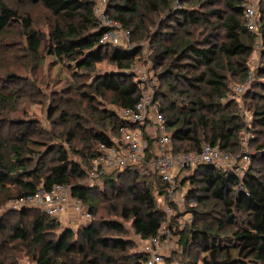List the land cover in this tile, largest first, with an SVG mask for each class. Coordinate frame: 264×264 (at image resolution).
Segmentation results:
<instances>
[{"label": "trees", "instance_id": "trees-1", "mask_svg": "<svg viewBox=\"0 0 264 264\" xmlns=\"http://www.w3.org/2000/svg\"><path fill=\"white\" fill-rule=\"evenodd\" d=\"M10 1L13 0H0V43L7 29L16 23L24 27L29 46L37 53L44 37L32 29L30 15L21 13ZM31 1L40 3L55 17L49 36L53 44L51 55L60 61H73L78 69L89 71L109 58L116 70L97 77L95 98L105 101L108 107H93L95 112L90 120H93L94 127L85 129L77 121L68 132L66 141L81 157V162L71 160L65 150H59L57 164L41 173L39 168L32 166L33 159L22 157L23 144L30 140L40 144L30 139L32 134H39L35 122L9 120V126L17 127L15 142L11 145L15 161L10 163L6 159L5 139L0 135V202L32 194L40 186L50 189L54 184H71L73 197L80 199L83 208L94 218L98 212V198L104 196L110 211L126 220L132 219L135 234L141 239L159 234L168 218L154 196L156 190L162 192L164 187L153 171L151 175L143 176L136 167L128 168L95 186L77 181L85 176L88 161L97 155L100 144L111 145L113 137L110 133L118 135L117 129L123 122L113 108L132 107L141 96L142 83L132 69L142 47L137 45L127 50L99 45V23L91 0ZM190 1L180 0V8L174 11L175 0H109L108 13L131 31L132 38L150 36L155 53L152 65L160 81L157 100L166 118L173 151H200L207 143L226 153H239L242 149L240 134L245 124L239 104L229 98L231 90L224 72L231 70L244 78L248 76V58L254 50L256 36L246 27L245 0H226L229 11L225 15L219 9L206 13L218 17L224 31L220 39L216 33H209L201 41L203 46L196 39L189 38L190 32L186 29V26L203 20L197 17L193 7L184 6ZM218 1L195 0V3L212 5ZM263 4L264 0H260L258 23L264 41ZM163 12L179 27L185 28L181 34L172 31L165 36H160V32L150 33L149 25ZM261 57L263 64L254 74L252 84L264 90V48ZM9 76L11 80L16 77ZM24 97L27 95H19L20 100ZM0 98L4 101L10 99L3 95ZM57 109L59 107L51 109L49 119ZM69 109L74 110L66 103L61 116L66 117ZM74 114L78 116V112ZM253 115L258 125L264 128V103L256 101ZM6 118L3 117L4 123ZM76 141L85 143L82 149L76 148ZM54 150L49 147L48 154ZM256 150L257 154H251V159L257 161L260 158L264 162V143L257 145ZM189 179L186 204L192 221L179 230L176 218L173 219L172 227H176L175 231L180 235V248L173 255L181 253L182 264H264V175L260 169L254 165L241 177L235 170L202 164L192 169ZM15 210L19 217L9 228L5 219L0 218V264H18L23 254L32 256L35 264H144L146 256L141 249L130 257L132 262L123 263L107 252L97 253L99 247L127 251L135 247V243L121 237L102 236L94 222L82 228V238L91 250L89 254L84 245L72 240V230L60 231V222L40 209L25 207ZM108 225L117 232L124 230L122 224L113 220ZM77 253L83 256L79 262L74 257Z\"/></svg>", "mask_w": 264, "mask_h": 264}, {"label": "rangeland", "instance_id": "rangeland-1", "mask_svg": "<svg viewBox=\"0 0 264 264\" xmlns=\"http://www.w3.org/2000/svg\"><path fill=\"white\" fill-rule=\"evenodd\" d=\"M10 4L17 6L21 13L30 15L33 21L32 29L40 33L44 37V40L39 51L34 53L29 46V37L24 27L14 23L7 29L0 43V97L3 95L5 98H10L9 101H4L0 98V135L5 139L6 159L10 163L15 161L11 145L15 142L14 133L17 127L15 125L9 126V120L25 119L33 120L35 128L39 132V134H32L30 139L39 141L40 144L30 140L22 145V157L33 159L31 164L34 168H39L41 173H44L48 167L56 165L60 156L59 150H65L71 160L81 162V157L66 141L68 132L73 129L77 121L85 129L93 128L95 124H93V120H90L95 112L93 107L95 109L108 107L105 101L95 98L97 96L94 92V86L98 76L116 70L115 64L109 58H105L102 62L96 64L95 70L89 71L78 69L73 61H68L67 59L60 61L59 58L51 55L53 44L49 36L55 21V17L51 15V12L40 3H35L31 0H23L22 2L13 0L10 1ZM184 6L193 7L197 17L203 19L199 24L186 26V29L190 32L189 38L196 39L200 46H203L201 41L204 37L211 32L216 33L219 36L218 39H220L224 28L219 18L214 14L206 13H211L213 9H219L225 15L229 11L226 0H219L216 4L212 5H197L195 0H191ZM175 8H173L174 11ZM263 8L264 4L261 9ZM184 29V27H179L172 17L168 18L165 12L155 16L153 24L149 25L150 33L160 32V36L163 34L165 36L171 31L181 34L180 32H183ZM132 41L136 46L140 45L142 47V52L134 62L133 69L136 71L142 66L156 73L152 65V57L155 53L150 43V36L144 39H135L133 37ZM263 48V38H256L254 50L248 58L249 70L247 75L250 73L256 74L258 68L263 64L261 57ZM133 69L132 71L134 72ZM157 71L159 72V70ZM224 73L228 77L231 90L229 98L234 99L239 104V111L245 124L240 134L242 139V149L240 152H243V142H245L246 151L250 152L253 156L257 154V145L264 143V128L258 125L253 115V105L256 101L261 104L264 103V90L252 84L253 81L243 94L235 98L234 86L245 84L248 76L244 78V76L235 74L231 70H226ZM11 74L16 76L13 80H11L10 76L8 77ZM23 94L27 95V97L20 100L19 95ZM83 94L90 95V97H85ZM257 97L258 100H256ZM89 98L93 101L89 100ZM66 103L73 107L74 110L69 109V114L63 117L61 116V110ZM54 107H59V109H57L52 119H49L48 115H50V111ZM109 108L111 109L110 106ZM75 111L78 112V116H75L74 113H77ZM4 116L7 117L5 123L3 120ZM74 129L79 132L77 128ZM86 132L90 133L89 130H86ZM110 134L113 138L118 137L113 132ZM84 145V142L77 143L76 148L82 149ZM49 147H54L55 150L48 154ZM37 151H41L42 153L37 154ZM254 165L264 175V162L260 158L257 161L251 159L247 163H241L237 173L242 177ZM256 173L258 174V172ZM77 181L87 186L84 177ZM99 198L97 201L98 212L92 222L100 228L101 235L106 237L116 236L133 241L135 247H130L127 251H110L99 247L97 248V253L107 252L121 263L126 261L132 262V260H129L130 257L136 251H140L141 247L140 237L135 234L132 226V219L126 220L119 214H114L110 211L106 198L104 196ZM9 201L10 198L0 202V218L5 219L6 227L8 228L19 217L17 212H15L16 210L11 207ZM111 220L122 224L124 230L117 232L114 228H111L108 225ZM91 223L81 222L79 217L74 216L73 222H60V231L72 230L74 232L72 240L86 247L85 241L82 238V228L91 225ZM8 228L6 231H8ZM86 251L91 254L90 248L86 247ZM180 254L176 252V254L168 258L167 264H182ZM74 257L79 262L83 256L77 253ZM92 257L93 255L90 256V258ZM18 264H35V260H33L32 256L23 254Z\"/></svg>", "mask_w": 264, "mask_h": 264}, {"label": "built area", "instance_id": "built-area-1", "mask_svg": "<svg viewBox=\"0 0 264 264\" xmlns=\"http://www.w3.org/2000/svg\"><path fill=\"white\" fill-rule=\"evenodd\" d=\"M178 1L174 2L175 9L180 8ZM91 2L99 23L98 44L133 49L136 45L131 31L108 13L109 0ZM259 3L260 0H245L243 4L246 27L257 39L262 38L258 23ZM134 73L142 83L141 96L132 107L113 108L123 122L117 129L118 137L113 138L111 145L100 144L97 155L88 161L84 178L87 186H94L128 168L136 167L143 176L151 175L152 171L156 174L164 189L162 192L156 190L154 196L168 220L159 234L140 238V249L146 256L144 264H167V258L180 248V235L176 233V227H172L173 219L176 218L179 230L192 221L186 204L192 169L205 164L237 171L241 163L251 160V154L246 151L245 142L240 153H226L207 143L200 151L174 152L166 118L157 100L158 74L142 66ZM253 80L254 74L250 73L245 84L234 86L235 98L243 94ZM9 202L13 209L37 208L62 223L73 222L74 216L84 223H91L94 219L93 214L83 208L82 201L73 197L71 184H54L50 189L40 186L34 193Z\"/></svg>", "mask_w": 264, "mask_h": 264}]
</instances>
